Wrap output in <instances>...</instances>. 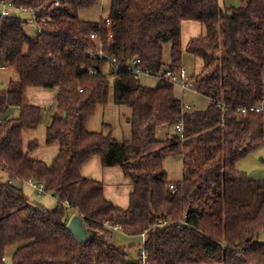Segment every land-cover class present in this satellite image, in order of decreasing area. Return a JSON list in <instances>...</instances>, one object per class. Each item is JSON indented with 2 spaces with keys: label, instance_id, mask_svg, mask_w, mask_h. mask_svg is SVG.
<instances>
[{
  "label": "trees",
  "instance_id": "obj_1",
  "mask_svg": "<svg viewBox=\"0 0 264 264\" xmlns=\"http://www.w3.org/2000/svg\"><path fill=\"white\" fill-rule=\"evenodd\" d=\"M7 1L44 10L41 31L32 38L18 15L0 19V68L18 74L11 87L0 82V170L8 176L0 181V264H264V180L238 168L264 146V113L238 112L264 99V0L231 6L220 0H112L109 14L97 21L81 13L101 0ZM185 20L200 22L204 33L183 49ZM92 34L120 69L90 56L98 47ZM185 51L203 63L195 87L208 97L206 106L183 111L169 81L144 85L125 68L139 58L153 73L176 69L184 66ZM30 87L58 89L46 129L45 144H60L51 165L25 150L24 131L38 127L44 114L25 102ZM112 89L114 102L132 110L128 141L116 140L109 124L103 125L108 132L88 129ZM179 119L184 140L175 132L157 139L158 126L174 127ZM39 145L31 141L28 149ZM176 155L184 157V177L173 183L164 163ZM95 156L104 166H121L131 180L127 209L107 199L102 182L82 175ZM29 180L43 183L44 194L58 204L33 203L14 183ZM70 208L96 233L86 243L68 229ZM117 230L143 238L138 260L129 261L127 249L113 244Z\"/></svg>",
  "mask_w": 264,
  "mask_h": 264
},
{
  "label": "rangeland",
  "instance_id": "obj_2",
  "mask_svg": "<svg viewBox=\"0 0 264 264\" xmlns=\"http://www.w3.org/2000/svg\"><path fill=\"white\" fill-rule=\"evenodd\" d=\"M228 6L231 5H238L237 0H223ZM112 0H101V3L99 7L93 8L91 10H87L81 13L82 18L84 19H90V20H100L102 17H106L111 8ZM20 18L25 20V32L27 35L32 38L35 37L38 34V27L36 24L29 22L31 19V16L29 13L20 12L18 14ZM171 44L167 43L164 47V61L167 64L166 67L171 62ZM184 60L185 65L188 70V74L194 76L195 74H198V72L203 67V63L200 59L189 55L186 51L184 52ZM157 79L153 78L152 76H147L142 79V84L144 85H153ZM4 81L5 86L11 87L13 84H15L18 81V74L12 67H5L0 68V82ZM2 83V82H1ZM4 84V83H3ZM176 89V93L181 97L180 90ZM114 92L113 89L110 92V98L109 103L106 106L99 107L93 118L91 119L90 127L88 126L90 131L98 132L101 130H105V132H108V130L103 129L104 124H109L112 126V134L118 140L119 142L122 141H128L131 138V108L126 105H117L114 102ZM184 103H188V105L203 107L209 104L208 97H205L201 94L195 93L194 91H187L184 92V95L182 96ZM181 98V99H182ZM46 115V118L44 119L43 124L46 126L47 118L50 116V112H44ZM44 137L46 135V127H44ZM162 134L159 133V136ZM43 137V136H41ZM46 146V144H45ZM174 160V161H173ZM166 162V165L172 168V170L177 169V162L176 158L169 157ZM238 168L241 171L246 172L249 174H260L264 175V146L250 154L247 158L243 159L239 162ZM15 185H18L20 187H23L21 181H14ZM29 194L32 196V199H41L42 203L47 204L48 200L50 199V195L42 194L37 195L34 192H29ZM52 198V197H51ZM53 200V199H52ZM77 216L75 214L74 208H70L68 210L67 217L69 219V222ZM143 238L138 236H128L125 233H123L121 230L114 231L113 233V244L119 247H125L128 252V260L129 261H136L138 260L139 256L141 255L142 249H143ZM17 246H13L8 249L9 253H13L16 250Z\"/></svg>",
  "mask_w": 264,
  "mask_h": 264
},
{
  "label": "crops",
  "instance_id": "obj_3",
  "mask_svg": "<svg viewBox=\"0 0 264 264\" xmlns=\"http://www.w3.org/2000/svg\"><path fill=\"white\" fill-rule=\"evenodd\" d=\"M220 3L223 4L224 1L220 0ZM92 21H97V20H92ZM203 33H204V28L200 22L192 21V20L183 21L181 26V40H182L183 49L187 47L191 39L196 38L202 35ZM184 66L186 67L185 60H184ZM1 82L2 84L3 83L5 84L4 81ZM156 82L157 80L153 85H155ZM153 85H148V86H153ZM176 88L181 92V97H179V95L177 94L179 98H182L184 92H187V91H182L178 87ZM57 92L58 89H48L44 87H30L26 91L25 102L30 105L42 107L44 109V112L45 111L50 112L54 110V104H55V98ZM198 94L199 93H197V95ZM181 100L184 102L183 98ZM14 110L15 111L18 110V107L14 108ZM45 118L46 115L43 114V121ZM49 118H47L48 120L45 123L46 126H44L42 122L36 128L26 129L23 133V139H24L25 150L31 158L42 160L43 162L51 165L60 152V144L56 142L52 145L45 146L46 135L44 137L43 134H44V127H46L47 129V125L50 122ZM90 121L88 123V126L91 123ZM159 133L162 135L159 136ZM173 133H174V127H171L168 124H162L157 128L156 137L158 140H166ZM34 140H37L40 145L33 150H29L28 144ZM171 157L176 158L177 169L172 170L171 167L166 165L167 161H165L164 167L168 172L169 180L173 183H177L179 181H182L184 177V157L183 155H176ZM82 175L88 179L102 182L104 184L105 196L107 197V199L112 201L117 207L122 209H127L129 207L130 194L133 191V185L131 180L128 177H126L124 170L121 166H104L101 157L95 156L83 167ZM249 177L253 180H264V175L262 176L260 174H249ZM7 179H8L7 174L0 170V181L5 182ZM22 185L25 194L30 198V200L33 203L43 205L48 209H52L58 204V200L49 193L46 194L48 196L50 195L49 197L51 200H48L47 204L42 203L41 199H36V200L32 199V196L29 194V192H34L37 195L39 194L29 185L27 181L22 182Z\"/></svg>",
  "mask_w": 264,
  "mask_h": 264
},
{
  "label": "built area",
  "instance_id": "obj_4",
  "mask_svg": "<svg viewBox=\"0 0 264 264\" xmlns=\"http://www.w3.org/2000/svg\"><path fill=\"white\" fill-rule=\"evenodd\" d=\"M58 6V3L53 2L51 4V7ZM44 9H34V8H26V7H16L12 2L7 1V0H0V19H5L8 17H11L12 15L18 14L20 12H25L29 13L31 16V19L29 22L34 23L37 25L38 30L41 31V28L38 24V16H39V11H43ZM107 24H110V21L107 20ZM92 39L95 40L98 43V47L96 50L91 51V57H98V58H108L111 65L114 66L115 70L120 69L121 66L119 65V62L116 57H109V55L105 51L106 44L101 41V38L98 34H92L91 35ZM112 37V35H110ZM126 70L130 73L133 74L135 80H142L144 77L147 76H152L153 78H156L157 81L159 80H166L169 81L172 85L175 87H178L182 91H194L195 93H198L196 90V79H197V74L194 76L188 74V70L185 66L176 68V69H171V68H166V70L159 72V73H153L149 69H147L141 59L137 58L134 59L132 62H129L126 64ZM192 108V105H188V103L183 102V111L184 110H190ZM231 108L229 107H224V110H230ZM238 112L241 114V116L245 117L249 115L250 113H264V99L258 102L254 106L250 107H243L239 108ZM185 125L183 119H179V121L175 124L174 126V132L180 134L181 140L185 139ZM29 185L39 194L42 195L45 193L44 190V184L43 183H38L34 180H29L27 181ZM171 189H176V186L174 184H171L170 186ZM146 258V257H145Z\"/></svg>",
  "mask_w": 264,
  "mask_h": 264
},
{
  "label": "water",
  "instance_id": "obj_5",
  "mask_svg": "<svg viewBox=\"0 0 264 264\" xmlns=\"http://www.w3.org/2000/svg\"><path fill=\"white\" fill-rule=\"evenodd\" d=\"M64 115H66L64 113ZM68 229L72 232L78 243L83 244L88 242L96 233L89 229L80 215L75 216L68 224ZM6 264H13L8 260Z\"/></svg>",
  "mask_w": 264,
  "mask_h": 264
}]
</instances>
